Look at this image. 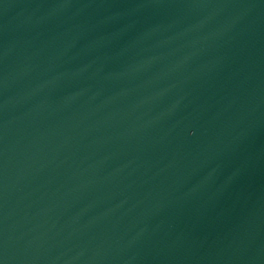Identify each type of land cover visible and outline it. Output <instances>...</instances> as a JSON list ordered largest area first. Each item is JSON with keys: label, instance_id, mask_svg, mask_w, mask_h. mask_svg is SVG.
Segmentation results:
<instances>
[{"label": "water", "instance_id": "water-1", "mask_svg": "<svg viewBox=\"0 0 264 264\" xmlns=\"http://www.w3.org/2000/svg\"><path fill=\"white\" fill-rule=\"evenodd\" d=\"M0 264H264V0H0Z\"/></svg>", "mask_w": 264, "mask_h": 264}]
</instances>
